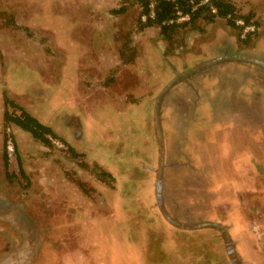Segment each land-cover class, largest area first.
Segmentation results:
<instances>
[{
	"label": "rangeland",
	"instance_id": "rangeland-1",
	"mask_svg": "<svg viewBox=\"0 0 264 264\" xmlns=\"http://www.w3.org/2000/svg\"><path fill=\"white\" fill-rule=\"evenodd\" d=\"M231 1L247 43L223 18L168 41L122 0H0V264H264V0Z\"/></svg>",
	"mask_w": 264,
	"mask_h": 264
},
{
	"label": "trees",
	"instance_id": "trees-1",
	"mask_svg": "<svg viewBox=\"0 0 264 264\" xmlns=\"http://www.w3.org/2000/svg\"><path fill=\"white\" fill-rule=\"evenodd\" d=\"M124 4L129 3H139L142 7L140 14V24L142 28L145 27H158L160 30V35L171 41L174 34L181 29H194L197 27L198 22L202 21L204 23H212L217 18H223L226 20L229 26L238 28L240 30V36L242 37V32L245 31L244 37H240L241 42L247 43L250 35V31H246V28L251 24L252 15L242 14L240 15L237 7L231 0H122ZM126 10L125 5L118 9V12H123ZM144 18V19H143ZM183 18L184 20L180 21ZM248 37V39H246ZM5 103L8 106L18 109L19 114L10 112L8 109L5 110V122L7 124H14L20 129L31 135L36 141L41 142L47 147H52V138H58L55 131L47 124L42 123L36 116L31 114L26 110L23 105L16 102L9 97H5ZM211 106H213L211 104ZM222 108V107H221ZM213 111L218 112L220 109H215ZM214 113V112H212ZM221 112L220 114H222ZM254 120V118H253ZM65 142V141H64ZM69 152L72 154L73 158L79 159L81 156L84 157L82 153L75 150L73 146L65 142ZM8 147V145H7ZM7 150V149H6ZM4 166L6 169V175L9 178L13 177V173H10V159L6 152L4 154ZM21 167V164H20ZM98 177L101 180H108L112 184L116 177L115 175L104 168L103 166L97 165ZM81 184V183H78ZM189 228H183V230L193 231V233H198L205 230L204 232H209L212 234H218L222 237L227 234L224 226L210 225L209 223H193L187 225ZM192 227V228H190ZM183 234L184 237L192 236V234ZM205 256L202 257V261L199 264H205L203 262ZM214 257V255H213ZM211 261H206V264H220L223 261L219 257L213 258ZM225 262V261H224ZM224 264V263H223Z\"/></svg>",
	"mask_w": 264,
	"mask_h": 264
},
{
	"label": "water",
	"instance_id": "water-1",
	"mask_svg": "<svg viewBox=\"0 0 264 264\" xmlns=\"http://www.w3.org/2000/svg\"><path fill=\"white\" fill-rule=\"evenodd\" d=\"M0 206L6 207V209H8L10 211L16 209L15 205L11 204L10 202H8L2 198L0 199ZM12 217H14V219L21 222L22 224H28L29 223V220L27 219V217L19 211H16L15 213H13Z\"/></svg>",
	"mask_w": 264,
	"mask_h": 264
},
{
	"label": "crops",
	"instance_id": "crops-1",
	"mask_svg": "<svg viewBox=\"0 0 264 264\" xmlns=\"http://www.w3.org/2000/svg\"><path fill=\"white\" fill-rule=\"evenodd\" d=\"M199 64H200V63H199ZM198 78L200 79V82H202V83H203V82H206V77H204V76H200V77H198ZM209 107L211 108V113H212V112H215V111H213V106H210V105H209ZM197 111H198V110H197ZM206 126H207V125H206ZM206 126H205V127H206Z\"/></svg>",
	"mask_w": 264,
	"mask_h": 264
},
{
	"label": "built area",
	"instance_id": "built-area-1",
	"mask_svg": "<svg viewBox=\"0 0 264 264\" xmlns=\"http://www.w3.org/2000/svg\"><path fill=\"white\" fill-rule=\"evenodd\" d=\"M252 28H253V27H250V26H249V27L246 28V31H248L249 29H252Z\"/></svg>",
	"mask_w": 264,
	"mask_h": 264
},
{
	"label": "flooded vegetation",
	"instance_id": "flooded-vegetation-1",
	"mask_svg": "<svg viewBox=\"0 0 264 264\" xmlns=\"http://www.w3.org/2000/svg\"><path fill=\"white\" fill-rule=\"evenodd\" d=\"M1 199V198H0ZM20 256H22V255H20Z\"/></svg>",
	"mask_w": 264,
	"mask_h": 264
}]
</instances>
